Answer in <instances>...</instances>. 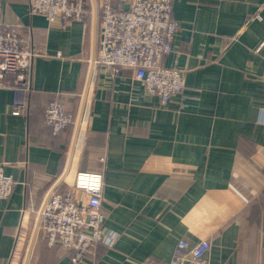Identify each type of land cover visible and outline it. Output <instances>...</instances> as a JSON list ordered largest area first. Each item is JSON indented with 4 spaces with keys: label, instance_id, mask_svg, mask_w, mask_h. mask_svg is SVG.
<instances>
[{
    "label": "crops",
    "instance_id": "0c3cea01",
    "mask_svg": "<svg viewBox=\"0 0 264 264\" xmlns=\"http://www.w3.org/2000/svg\"><path fill=\"white\" fill-rule=\"evenodd\" d=\"M172 14L163 64L185 87L162 105L133 69L92 67L93 7L63 26L0 0L1 23L37 51L29 91L0 87V163L14 178L0 264H24L48 193L78 171L103 174V224L117 235L78 264H170L182 239L208 240L209 264H264V0H172ZM54 101L75 117L57 133L44 122ZM74 255L39 229L27 264Z\"/></svg>",
    "mask_w": 264,
    "mask_h": 264
},
{
    "label": "built area",
    "instance_id": "2783aa9c",
    "mask_svg": "<svg viewBox=\"0 0 264 264\" xmlns=\"http://www.w3.org/2000/svg\"><path fill=\"white\" fill-rule=\"evenodd\" d=\"M97 6L99 30L94 65L118 71L133 69L134 77L149 93L157 95L162 105L182 92L183 71L163 64L164 57L174 51L179 26L172 14V0H99ZM92 7L91 0H29L32 14H41L48 23L63 26L83 21ZM36 53L16 30L0 21V87L29 91ZM23 107L24 102L15 98L11 113L20 115ZM74 120V115L57 101L44 112V122L54 133L73 125ZM103 186L102 173L78 171L71 185L51 189L40 209L39 229L50 245L59 243L75 250L71 264H78L97 243L112 245L116 240V233L103 224ZM13 187L14 178L5 173L0 163V197L8 198ZM210 247L206 239L194 245L182 239L170 264H209Z\"/></svg>",
    "mask_w": 264,
    "mask_h": 264
},
{
    "label": "water",
    "instance_id": "95a60500",
    "mask_svg": "<svg viewBox=\"0 0 264 264\" xmlns=\"http://www.w3.org/2000/svg\"><path fill=\"white\" fill-rule=\"evenodd\" d=\"M91 1H92V5H93V18H94V45H93V55H92L91 65H92V67H94V59H95V53H96V36H97V28H98V6H97V0H91ZM84 98H86V96ZM80 120H81V116L78 119L77 129H78ZM64 177H65V174L59 179L58 183L53 187V189H55L59 185V183H61L63 181ZM40 219H41V216L39 215L38 223L36 225V229L34 231L32 241H31V244H30V247H29V250H28L24 264L28 263L30 253L32 250V246H33L35 237H36L38 230H39V227H40Z\"/></svg>",
    "mask_w": 264,
    "mask_h": 264
},
{
    "label": "trees",
    "instance_id": "16d2710c",
    "mask_svg": "<svg viewBox=\"0 0 264 264\" xmlns=\"http://www.w3.org/2000/svg\"><path fill=\"white\" fill-rule=\"evenodd\" d=\"M54 245H56V246H61V247H63L61 244H59V243H56V244H54ZM64 248V247H63ZM66 249V248H65Z\"/></svg>",
    "mask_w": 264,
    "mask_h": 264
}]
</instances>
